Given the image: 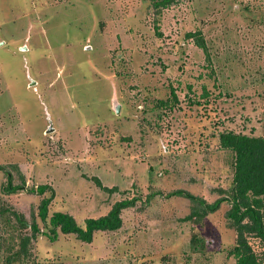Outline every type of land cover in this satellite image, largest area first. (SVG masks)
<instances>
[{"label":"rangeland","instance_id":"obj_1","mask_svg":"<svg viewBox=\"0 0 264 264\" xmlns=\"http://www.w3.org/2000/svg\"><path fill=\"white\" fill-rule=\"evenodd\" d=\"M194 29L210 64L185 37ZM222 130L264 136V0H0V262L30 234L19 219L43 229L45 197L49 215L80 224L135 197L118 229L90 242L38 234L30 259L236 264L230 203L185 221L191 201L168 195H226L233 159ZM8 180L20 187L6 191ZM193 235L205 249L192 248ZM249 241L264 259L259 238Z\"/></svg>","mask_w":264,"mask_h":264},{"label":"trees","instance_id":"obj_2","mask_svg":"<svg viewBox=\"0 0 264 264\" xmlns=\"http://www.w3.org/2000/svg\"><path fill=\"white\" fill-rule=\"evenodd\" d=\"M171 1L153 0V5L166 7ZM185 37L202 50L206 62L210 64L211 53L201 29L186 31ZM213 72L214 70L210 68V73L213 74ZM171 93L175 100V91L172 87ZM202 93L203 96L210 93L205 85H203ZM218 140L221 148L231 151L233 159L232 180L230 187L224 191L226 195L218 197L212 202H207L204 198L182 189L171 191L168 195H182L191 201V210L183 217L185 221L198 222L208 213L217 210L223 201H228L230 207L226 211V217L236 234L235 244L228 250V254L235 258L236 264H264V259L257 255L249 241V236H254L264 244V136L222 130L218 134ZM0 169L2 168L0 167ZM7 175L9 177V174ZM96 180L101 185L99 180ZM19 187L12 185L11 181L8 180L4 189L14 191ZM47 188V185H39L36 191L41 193ZM103 188L107 189L108 187ZM108 190H112V188ZM135 200V197L120 199L112 205L106 214L88 217L83 221V224H80L66 212L54 211L49 215L50 197H45L41 199L38 207V215L43 223V229L38 226L34 218L28 224L19 219L22 226L30 227V234L21 237L20 249H7L8 252L6 251L7 253H5L0 264H37V261L30 259L31 252L30 249H27V244L38 234L55 240L58 232L72 233L78 239L90 242L93 233L97 230H116L121 226V210L133 205ZM190 242L195 250L205 249L204 239L193 235ZM43 264L56 263L47 262Z\"/></svg>","mask_w":264,"mask_h":264},{"label":"water","instance_id":"obj_3","mask_svg":"<svg viewBox=\"0 0 264 264\" xmlns=\"http://www.w3.org/2000/svg\"><path fill=\"white\" fill-rule=\"evenodd\" d=\"M118 106H119V105H117V106H116V111L118 110ZM51 129H52V127H51V126H50V127H48V130H51Z\"/></svg>","mask_w":264,"mask_h":264}]
</instances>
